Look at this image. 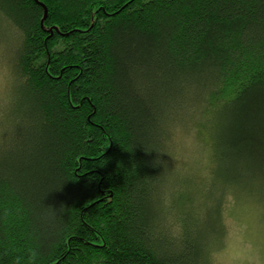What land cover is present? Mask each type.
I'll use <instances>...</instances> for the list:
<instances>
[{"label":"trees","instance_id":"trees-1","mask_svg":"<svg viewBox=\"0 0 264 264\" xmlns=\"http://www.w3.org/2000/svg\"><path fill=\"white\" fill-rule=\"evenodd\" d=\"M0 48V264H210L264 217V0H0Z\"/></svg>","mask_w":264,"mask_h":264},{"label":"rangeland","instance_id":"rangeland-1","mask_svg":"<svg viewBox=\"0 0 264 264\" xmlns=\"http://www.w3.org/2000/svg\"><path fill=\"white\" fill-rule=\"evenodd\" d=\"M6 67L4 62L5 74ZM187 155L194 157L192 152ZM225 217L228 233L210 264H264V217L258 205L250 198L237 197L226 204Z\"/></svg>","mask_w":264,"mask_h":264},{"label":"clouds","instance_id":"clouds-1","mask_svg":"<svg viewBox=\"0 0 264 264\" xmlns=\"http://www.w3.org/2000/svg\"><path fill=\"white\" fill-rule=\"evenodd\" d=\"M5 55V52L0 51V125L5 127L6 135L7 125L17 108L22 80L14 71V68L10 67L5 74L3 71ZM38 257V249L30 248L23 259L25 264H36ZM16 264H21V261L18 259Z\"/></svg>","mask_w":264,"mask_h":264},{"label":"water","instance_id":"water-1","mask_svg":"<svg viewBox=\"0 0 264 264\" xmlns=\"http://www.w3.org/2000/svg\"><path fill=\"white\" fill-rule=\"evenodd\" d=\"M46 15V9H44V15H43V17Z\"/></svg>","mask_w":264,"mask_h":264}]
</instances>
